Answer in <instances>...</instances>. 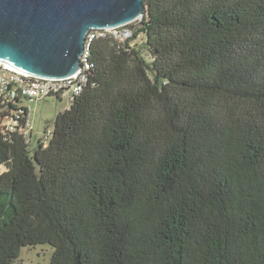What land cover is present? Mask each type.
Here are the masks:
<instances>
[{"label":"trees","instance_id":"obj_1","mask_svg":"<svg viewBox=\"0 0 264 264\" xmlns=\"http://www.w3.org/2000/svg\"><path fill=\"white\" fill-rule=\"evenodd\" d=\"M144 2L40 138L0 98V264H264V0Z\"/></svg>","mask_w":264,"mask_h":264},{"label":"water","instance_id":"obj_2","mask_svg":"<svg viewBox=\"0 0 264 264\" xmlns=\"http://www.w3.org/2000/svg\"><path fill=\"white\" fill-rule=\"evenodd\" d=\"M144 0H0V67L63 79L83 69L92 30L143 19Z\"/></svg>","mask_w":264,"mask_h":264},{"label":"built area","instance_id":"obj_3","mask_svg":"<svg viewBox=\"0 0 264 264\" xmlns=\"http://www.w3.org/2000/svg\"><path fill=\"white\" fill-rule=\"evenodd\" d=\"M105 32H111L118 37L125 36L126 31L120 28L111 30H92L87 38L86 50L82 56L83 69L81 72L63 79H52L36 77L27 73H21L11 67H0V98L5 100L24 99L26 104H32L38 100L51 95H59L63 100H71L74 96L79 95L83 86L87 83V70L90 68V44L99 35H105ZM19 121L14 114L9 118L8 124L11 129ZM32 118L30 116L27 125L23 130H32Z\"/></svg>","mask_w":264,"mask_h":264},{"label":"rangeland","instance_id":"obj_4","mask_svg":"<svg viewBox=\"0 0 264 264\" xmlns=\"http://www.w3.org/2000/svg\"><path fill=\"white\" fill-rule=\"evenodd\" d=\"M132 27H120V30L126 31L125 37H132L133 43H144V33L140 32L137 36L135 31L141 29L140 20L130 23ZM67 101H59L55 98H47L41 102L32 104V132L33 139L37 140L43 135L47 126L53 128V121L60 111L67 107ZM54 248L50 244H40L37 246L23 247L16 264H51V256Z\"/></svg>","mask_w":264,"mask_h":264}]
</instances>
